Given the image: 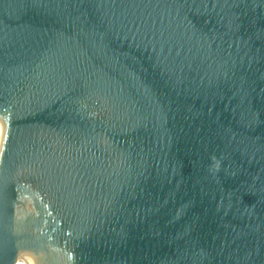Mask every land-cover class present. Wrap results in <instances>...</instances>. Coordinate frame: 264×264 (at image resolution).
I'll use <instances>...</instances> for the list:
<instances>
[{"label":"water","instance_id":"water-1","mask_svg":"<svg viewBox=\"0 0 264 264\" xmlns=\"http://www.w3.org/2000/svg\"><path fill=\"white\" fill-rule=\"evenodd\" d=\"M0 264H264V0H0Z\"/></svg>","mask_w":264,"mask_h":264}]
</instances>
